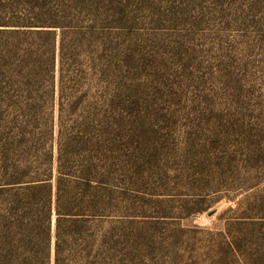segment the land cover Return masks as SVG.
I'll use <instances>...</instances> for the list:
<instances>
[{
  "label": "rangeland",
  "instance_id": "1",
  "mask_svg": "<svg viewBox=\"0 0 264 264\" xmlns=\"http://www.w3.org/2000/svg\"><path fill=\"white\" fill-rule=\"evenodd\" d=\"M37 3L66 27L54 69L47 39L0 31V184L76 139L112 264H264V0Z\"/></svg>",
  "mask_w": 264,
  "mask_h": 264
},
{
  "label": "trees",
  "instance_id": "2",
  "mask_svg": "<svg viewBox=\"0 0 264 264\" xmlns=\"http://www.w3.org/2000/svg\"><path fill=\"white\" fill-rule=\"evenodd\" d=\"M37 1L0 0V31L26 29L31 37L47 39L54 69L56 29L66 26L52 21L49 9L37 11ZM50 93L54 98V82ZM50 128L53 136L52 124ZM19 139L23 146L34 140L31 133ZM75 140L68 147L71 153L66 147L57 155L47 145L38 152L29 147L18 164L3 166L0 264H112L119 237L104 226L103 211L113 194L97 180V167L88 155L77 161Z\"/></svg>",
  "mask_w": 264,
  "mask_h": 264
}]
</instances>
